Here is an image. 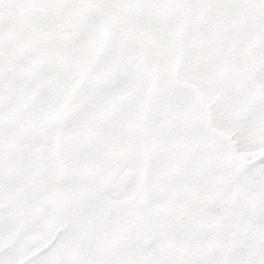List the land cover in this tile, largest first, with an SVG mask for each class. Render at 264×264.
<instances>
[{"label": "snow or ice", "instance_id": "snow-or-ice-1", "mask_svg": "<svg viewBox=\"0 0 264 264\" xmlns=\"http://www.w3.org/2000/svg\"><path fill=\"white\" fill-rule=\"evenodd\" d=\"M0 264H264V0H0Z\"/></svg>", "mask_w": 264, "mask_h": 264}]
</instances>
